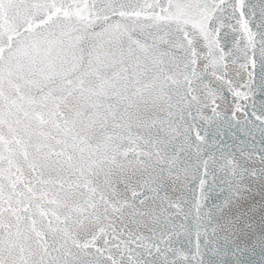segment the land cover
Masks as SVG:
<instances>
[{
  "label": "snow or ice",
  "instance_id": "6c2138e0",
  "mask_svg": "<svg viewBox=\"0 0 264 264\" xmlns=\"http://www.w3.org/2000/svg\"><path fill=\"white\" fill-rule=\"evenodd\" d=\"M0 264H264V0H0Z\"/></svg>",
  "mask_w": 264,
  "mask_h": 264
},
{
  "label": "water",
  "instance_id": "95a60500",
  "mask_svg": "<svg viewBox=\"0 0 264 264\" xmlns=\"http://www.w3.org/2000/svg\"><path fill=\"white\" fill-rule=\"evenodd\" d=\"M208 114H209V115H211V113H210V112H209Z\"/></svg>",
  "mask_w": 264,
  "mask_h": 264
}]
</instances>
